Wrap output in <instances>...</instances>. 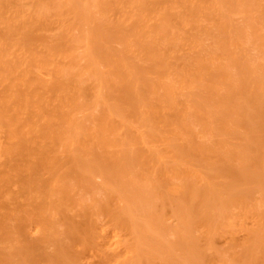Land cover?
<instances>
[{
	"label": "bare ground",
	"instance_id": "bare-ground-1",
	"mask_svg": "<svg viewBox=\"0 0 264 264\" xmlns=\"http://www.w3.org/2000/svg\"><path fill=\"white\" fill-rule=\"evenodd\" d=\"M0 264H264V0H0Z\"/></svg>",
	"mask_w": 264,
	"mask_h": 264
}]
</instances>
